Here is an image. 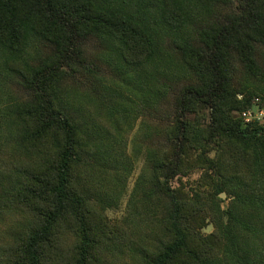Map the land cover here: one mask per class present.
<instances>
[{
  "label": "rangeland",
  "instance_id": "1",
  "mask_svg": "<svg viewBox=\"0 0 264 264\" xmlns=\"http://www.w3.org/2000/svg\"><path fill=\"white\" fill-rule=\"evenodd\" d=\"M166 3L182 13L185 20L181 25L172 26L165 21ZM109 7L144 22L156 43L154 52L140 63L131 64L122 56L121 40L112 34L94 33L84 52L95 71L81 68L75 77L66 74L58 84L57 96L93 141L94 151L88 163L78 165L75 172L81 193L108 226L126 229L124 237L118 232L120 237L103 235L99 264H151L150 255L162 250L169 235L164 219L171 212L165 195L149 196L158 192L163 180L155 163L161 153L170 150L169 132L181 91L186 85L202 82L200 74L190 68L173 43L184 38L196 42L199 26L206 27L213 20V10L200 0H116ZM218 7L220 13L230 9ZM257 48L256 59L261 68L256 72L230 52V115L239 120V100L243 95H259L264 100V45ZM51 49L32 30L26 33L21 47L8 46L0 39V191L21 181L15 163L38 156L23 144L27 129L21 109L33 100L23 69L45 62ZM254 107V101H250L245 109ZM187 119L197 147L183 155L182 168L170 184L180 201L192 204L184 211L188 214L194 210L187 223L191 227L189 233L209 235L215 229L226 231L232 227L238 245L250 253L251 259L264 256L262 234L249 231L230 217L233 210L237 218L256 223L257 229L264 226L257 223H264V209L242 204L235 197L236 191L252 183L258 187L256 173L264 170V161L246 163L248 151L214 127L207 104L196 105ZM261 119L254 122L264 130V115ZM241 123L245 125L242 120ZM263 130L258 134L263 136ZM239 141L248 150L254 145ZM248 173L249 179L243 178ZM26 223V214L20 209L6 215L0 213V244L13 241ZM66 237L71 244L77 234L70 232ZM222 237V247L214 258L216 264H237L227 244L229 235L225 232Z\"/></svg>",
  "mask_w": 264,
  "mask_h": 264
},
{
  "label": "trees",
  "instance_id": "2",
  "mask_svg": "<svg viewBox=\"0 0 264 264\" xmlns=\"http://www.w3.org/2000/svg\"><path fill=\"white\" fill-rule=\"evenodd\" d=\"M114 1L0 0V39L4 44L21 47L26 33L32 30L52 48L45 62L23 69L33 97L32 102L21 109L27 129L23 144L38 156L15 163L22 175L21 181L0 191V213L6 215L20 209L27 219L23 232L17 233L13 241L0 244V264H99L103 235H126L122 226H108L102 214L81 193L75 172L78 165L88 163L94 151L93 141L82 132L57 96L58 84L66 74L75 77L81 68L95 71L84 52L85 44L94 33L112 34L121 40L122 56L131 64L140 63L154 52L156 43L144 22L121 10L110 9L109 3ZM200 2L212 8L213 20L206 27L199 26L196 42L184 38L173 43L190 68L200 74L202 82L186 85L181 91L175 122L169 132L170 150L161 153L155 163V170L161 172L163 180L158 192H151L149 196L165 195L171 212L164 219L169 234L165 245L150 255V263L216 264L214 258L226 232L231 257L237 264H264L263 255L251 259L250 253L238 245L232 227H227L226 231L215 229L209 235H191L187 223L194 210L188 214L184 211L192 204L180 201L170 184V179L182 168L183 155L197 147L191 138L187 114L202 103L210 108L214 127L248 151L246 163L264 161V135L258 134L263 130L260 123L246 122L241 117L243 125L230 115L229 59L233 51L251 71L261 68L256 55L257 47L264 45V0ZM218 5L230 9L220 13ZM163 18L172 26L181 25L185 20L182 13L168 3L163 7ZM256 98L264 105L259 95H243L239 100V114ZM239 140L254 145L248 150ZM234 146L241 149L237 144ZM261 172L256 173L257 188L252 183L236 191L235 197L242 204L264 209V170ZM247 175L243 178L249 179V173ZM232 211L230 217L240 226L264 237V226L257 229L256 223L237 218ZM70 232H75L77 238L68 244L66 236Z\"/></svg>",
  "mask_w": 264,
  "mask_h": 264
},
{
  "label": "built area",
  "instance_id": "3",
  "mask_svg": "<svg viewBox=\"0 0 264 264\" xmlns=\"http://www.w3.org/2000/svg\"><path fill=\"white\" fill-rule=\"evenodd\" d=\"M254 104L255 109H245L241 111V115L246 122H253L256 119L262 120V115H264V105L261 104L259 98L255 99Z\"/></svg>",
  "mask_w": 264,
  "mask_h": 264
}]
</instances>
